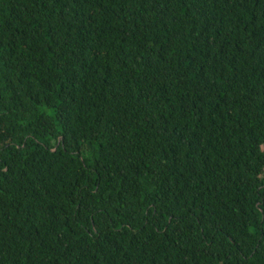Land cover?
Masks as SVG:
<instances>
[{"label": "trees", "instance_id": "trees-1", "mask_svg": "<svg viewBox=\"0 0 264 264\" xmlns=\"http://www.w3.org/2000/svg\"><path fill=\"white\" fill-rule=\"evenodd\" d=\"M0 264H264V0H0Z\"/></svg>", "mask_w": 264, "mask_h": 264}]
</instances>
